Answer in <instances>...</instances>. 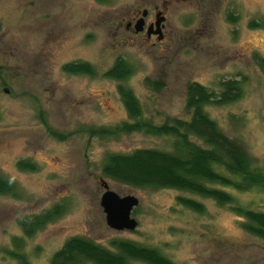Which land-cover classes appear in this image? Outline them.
Instances as JSON below:
<instances>
[{
	"label": "rangeland",
	"instance_id": "1",
	"mask_svg": "<svg viewBox=\"0 0 264 264\" xmlns=\"http://www.w3.org/2000/svg\"><path fill=\"white\" fill-rule=\"evenodd\" d=\"M145 8V29H127ZM158 9L167 17L162 39L147 34ZM253 20L261 26L251 27ZM258 55L264 57V0H0V174L20 189L17 197L0 194V264H20L8 253L14 238L24 236L20 220L57 203L65 204L64 214L24 239L31 264H51L75 235L106 246L115 237L131 239L158 248L176 264H264V240L246 232L229 205L177 189L138 188L103 174L110 153L172 150V138L93 132L128 119L118 81L102 75L119 56L134 66L127 84L145 117L158 124L190 117V82L219 91L222 80L239 79V100L206 109L264 167V72ZM73 61H89L98 74L65 72L63 65ZM21 160L37 168L20 169ZM103 179L119 195L139 198L132 213L136 229L107 224ZM224 189L237 204L264 211V189ZM180 195L203 202L205 211L185 207Z\"/></svg>",
	"mask_w": 264,
	"mask_h": 264
},
{
	"label": "trees",
	"instance_id": "2",
	"mask_svg": "<svg viewBox=\"0 0 264 264\" xmlns=\"http://www.w3.org/2000/svg\"><path fill=\"white\" fill-rule=\"evenodd\" d=\"M104 1V0H100ZM232 20L237 17L231 14ZM251 27H260L253 20ZM256 62L264 72V57L256 56ZM69 74L96 76V68L89 61H73L63 65ZM134 66L123 56L102 73L105 78L118 81L117 90L127 110L128 119L114 126L94 129L102 137H119L135 132L172 138L173 149L139 148L132 152H113L107 155L103 174L113 180L140 188H171L211 198L220 205H229L243 220L242 228L264 240V211L251 209L236 203L235 196L224 187L237 191L264 189V167L238 140L228 136L216 119L207 111L209 105H226L243 95L239 79L220 82L219 91L192 81L187 86L186 108L189 118L173 117L163 123H155L144 115L143 105L127 80L134 74ZM146 83L155 85L146 78ZM57 135V133H54ZM18 167L35 170L34 163L21 160ZM220 186V187H219ZM0 194L17 197V183L0 174ZM179 203L199 213L205 211L203 202L184 195ZM65 204L50 208L20 220L23 237L14 238V247L8 253L20 264H31L23 252L25 237H33L65 212ZM176 264L158 248L131 239L115 237L109 246L84 236H71L53 254L51 264Z\"/></svg>",
	"mask_w": 264,
	"mask_h": 264
},
{
	"label": "water",
	"instance_id": "3",
	"mask_svg": "<svg viewBox=\"0 0 264 264\" xmlns=\"http://www.w3.org/2000/svg\"><path fill=\"white\" fill-rule=\"evenodd\" d=\"M147 14L148 10L145 9L141 18L135 23V29L137 32H141L145 29V17ZM165 20L166 17L162 15V12H159L155 23L157 28L154 29V25H150L147 29L148 35H151L154 32L155 34H158L160 39H162L164 36L162 24ZM102 182L105 191L101 198V205L106 213L107 224L116 230L136 229L138 221L133 217L132 213L140 202L139 198L132 194L121 196L110 188L107 181L103 179Z\"/></svg>",
	"mask_w": 264,
	"mask_h": 264
},
{
	"label": "flooded vegetation",
	"instance_id": "4",
	"mask_svg": "<svg viewBox=\"0 0 264 264\" xmlns=\"http://www.w3.org/2000/svg\"><path fill=\"white\" fill-rule=\"evenodd\" d=\"M145 9H147V8H145ZM144 9V10H145ZM148 10V9H147ZM159 12H162V15H164L165 17H166V15L164 14V11L162 10V9H158L157 10V12H156V15H155V21H149L148 22V25L150 26V25H154V29H156L157 27H156V20H157V15H158V13ZM143 13V12H142ZM142 16V15H141ZM149 16V10H148V14H147V16L146 17H148ZM146 17H145V25H146V23H147V21H146ZM141 18V17H140ZM167 18V17H166ZM138 20V19H137ZM136 20V21H137ZM165 22H166V20L163 22V24H162V28H165ZM148 26V27H149ZM127 29H129V30H131V31H134V29H135V24H134V22L133 21H129L128 23H127ZM135 31H136V29H135ZM147 34H148V32H147ZM155 33L153 32L151 35H148L149 37H151V36H153Z\"/></svg>",
	"mask_w": 264,
	"mask_h": 264
}]
</instances>
